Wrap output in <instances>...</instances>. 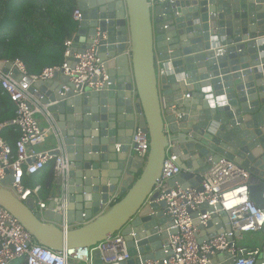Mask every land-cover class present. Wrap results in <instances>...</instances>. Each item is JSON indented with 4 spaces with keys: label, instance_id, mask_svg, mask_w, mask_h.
<instances>
[{
    "label": "water",
    "instance_id": "1",
    "mask_svg": "<svg viewBox=\"0 0 264 264\" xmlns=\"http://www.w3.org/2000/svg\"><path fill=\"white\" fill-rule=\"evenodd\" d=\"M78 5L82 19L70 53L96 43L109 78L100 89L77 94L61 71L33 81L13 62H0L46 107L51 136L68 162L46 208L38 211L32 197L22 201L13 193V170L0 186V204L55 251L90 248L120 232L130 258L105 262L95 250L93 264H148L164 257L177 231L155 190L167 150L182 169L170 185L201 190L203 174L226 158L249 172L250 196L264 208V0ZM64 85L70 89L62 93ZM137 127L149 135L147 156L131 145ZM217 220L231 230L224 211L213 214L208 227ZM76 223L82 224L70 228ZM254 234L255 264H264V228ZM210 258L211 264H235L229 251Z\"/></svg>",
    "mask_w": 264,
    "mask_h": 264
},
{
    "label": "built area",
    "instance_id": "2",
    "mask_svg": "<svg viewBox=\"0 0 264 264\" xmlns=\"http://www.w3.org/2000/svg\"><path fill=\"white\" fill-rule=\"evenodd\" d=\"M73 17L78 29L82 10L76 9ZM75 35L76 32L65 42V60L62 66L46 68L40 75L30 74L26 65L19 59L0 62H13V68L33 81L51 79L56 70L61 71L74 84L77 94L86 88L98 90L109 78L105 63L98 55L96 43L71 55L70 48ZM5 68L0 66V86L14 103L16 115L12 120L0 124V186L8 176V171L13 170L14 180L9 185L10 189L22 201L32 197L39 211L46 208L51 198L47 201L41 200V185L27 187L25 177L42 173L49 164L53 165L55 175L58 176L64 172L68 162L60 146L51 150L40 149L55 130L54 123L50 120L47 127L40 124L36 115L42 111L47 112L46 107L21 85L12 69L5 71ZM69 89L68 85H64L62 93ZM5 126H13L19 133L14 147L2 136L1 130ZM149 143L148 133L137 127L131 138V145L135 146L140 156H147ZM55 150H60V153L54 154ZM181 171L177 156L167 150L163 172L157 180L155 190L159 192L157 200L166 202L167 214L173 223L172 228L177 231L170 234V243L163 249L164 257L151 260L148 264H211L210 255L224 251L233 254L235 264H255L257 250L239 253V243L243 241L244 235L260 232L264 228V208L258 206L250 196L249 172L235 162L223 158L213 163L203 174L200 190L183 187L178 182L170 185V180L177 177ZM220 211L226 213L231 230H224L213 237L200 240L201 227L207 228L212 215ZM237 232L240 233L239 236L236 235ZM95 250L101 251L105 262H122L130 258L128 247L120 232L90 248L52 250L39 244L24 225L0 204V264H12L22 259V264H93Z\"/></svg>",
    "mask_w": 264,
    "mask_h": 264
},
{
    "label": "trees",
    "instance_id": "3",
    "mask_svg": "<svg viewBox=\"0 0 264 264\" xmlns=\"http://www.w3.org/2000/svg\"><path fill=\"white\" fill-rule=\"evenodd\" d=\"M78 0H0V60H21L30 74L60 67L65 60V42L77 31L74 11ZM16 107L0 86V124L12 120ZM2 136L14 147L19 133L5 126ZM56 175L49 164L42 173L26 176L27 187L40 184V199L47 201ZM17 260L12 264H22Z\"/></svg>",
    "mask_w": 264,
    "mask_h": 264
},
{
    "label": "crops",
    "instance_id": "4",
    "mask_svg": "<svg viewBox=\"0 0 264 264\" xmlns=\"http://www.w3.org/2000/svg\"><path fill=\"white\" fill-rule=\"evenodd\" d=\"M43 107V106H42ZM40 119H39V121H40V124L43 126V127H46V126H49V122H50V115H49V113H47L46 111H42L41 113H40ZM54 147H56V145H55V141H54V139L52 138V136L50 135L49 136V138H48V140L46 141V143L45 144H43V145H41L40 146V149L41 150H51V149H53ZM54 188V186H52V188H51V190H50V195H51V191H52V189ZM113 198H115V199H117L118 197H117V195H112L111 196V200H113ZM108 208L109 207H105L103 210H108ZM222 221H220V220H217L215 223H213V225H212V227H207L201 234H200V240H205V239H207L208 237H210L211 236V234L213 233V232H217V233H221V232H223L224 231V227H222L223 225H222V223H221ZM82 223H76L75 225H73V226H71L70 228H75V227H78V226H80ZM246 235V234H245ZM249 246L250 247H245L244 246V244H243V241H241L240 243H239V247H241V250L242 251H244V250H246V251H248V250H251L252 249V245H251V243L249 244Z\"/></svg>",
    "mask_w": 264,
    "mask_h": 264
},
{
    "label": "rangeland",
    "instance_id": "5",
    "mask_svg": "<svg viewBox=\"0 0 264 264\" xmlns=\"http://www.w3.org/2000/svg\"><path fill=\"white\" fill-rule=\"evenodd\" d=\"M40 114H37L36 115V117L38 118V119H40ZM42 124V123H41ZM43 125V124H42ZM47 127V126H46ZM255 232H249V233H247L246 235H245V238H244V241H243V244H244V246L245 247H250L249 246V244L251 243V238H252V235H255L254 234Z\"/></svg>",
    "mask_w": 264,
    "mask_h": 264
}]
</instances>
